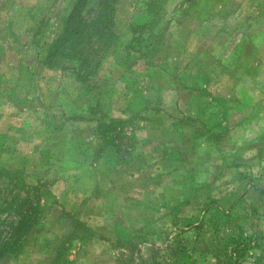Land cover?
I'll return each instance as SVG.
<instances>
[{"label": "rangeland", "instance_id": "1", "mask_svg": "<svg viewBox=\"0 0 264 264\" xmlns=\"http://www.w3.org/2000/svg\"><path fill=\"white\" fill-rule=\"evenodd\" d=\"M75 2L0 0V264H264V0H116L88 75Z\"/></svg>", "mask_w": 264, "mask_h": 264}, {"label": "trees", "instance_id": "2", "mask_svg": "<svg viewBox=\"0 0 264 264\" xmlns=\"http://www.w3.org/2000/svg\"><path fill=\"white\" fill-rule=\"evenodd\" d=\"M115 2L116 0H76L72 10L65 19L64 26L67 32L74 37L69 51H71L70 49L77 52L85 51V58L79 64L81 68H86L87 60L88 62L91 60L93 63L86 68L85 75L93 72V67L99 63L104 50L110 42ZM57 43L56 40L54 45L51 46L48 53L50 57L53 55L57 56L62 52L63 47L57 45ZM16 194L14 193L9 201L3 200L8 205L5 211L7 213L10 212V207L15 204L13 214L17 218L12 222L8 221V219H0V226H3V229L0 230V255L3 252H18L22 241L26 238L35 222L37 208L35 209L28 205L29 198L26 195L18 200ZM24 205L25 209L23 210ZM2 223L3 225H1ZM6 228L9 230L5 232ZM227 256L228 258L231 257V255ZM211 264H229V261L221 260L218 256H215Z\"/></svg>", "mask_w": 264, "mask_h": 264}, {"label": "crops", "instance_id": "3", "mask_svg": "<svg viewBox=\"0 0 264 264\" xmlns=\"http://www.w3.org/2000/svg\"><path fill=\"white\" fill-rule=\"evenodd\" d=\"M9 1H11V0H9ZM1 46H5V45H2V44H1ZM1 59H2V58H1ZM2 62H3V61H2Z\"/></svg>", "mask_w": 264, "mask_h": 264}]
</instances>
